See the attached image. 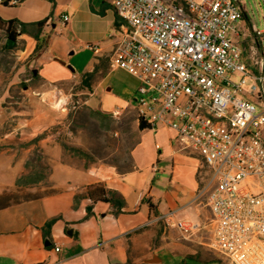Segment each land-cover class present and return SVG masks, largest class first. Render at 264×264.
<instances>
[{
    "label": "crops",
    "instance_id": "crops-1",
    "mask_svg": "<svg viewBox=\"0 0 264 264\" xmlns=\"http://www.w3.org/2000/svg\"><path fill=\"white\" fill-rule=\"evenodd\" d=\"M257 6L260 28L243 3L244 47L252 43L254 30L262 32L259 44L264 46V0H257ZM0 19V32L9 20L31 24L46 19L40 34L42 39L46 36L45 44L39 54H33L37 41L30 33L17 35L20 47L15 53L22 68L28 65L34 74L14 94L28 97L29 109L14 113L0 108L1 127L19 114L14 127L11 123L8 130L0 127V198L11 189L32 185L37 187L31 190L43 191L0 206V264H223L210 246L207 228L183 239L178 228L162 219L175 211L178 222L204 224L207 210L198 193L210 171L203 169L196 150L181 145L174 129L163 124L139 129L140 83L134 76L136 85L118 80L121 68L111 66L116 31L123 22L113 7L106 0L0 2ZM76 86L75 96L84 97L87 117H114L117 108L121 115L137 116L131 168L120 170L104 158H92L90 138L79 126L69 128L73 119H67L66 112L39 106V97H60ZM5 94L0 89V97ZM18 129L25 134L21 147L11 141ZM65 135L73 140L71 147L62 142ZM36 151L49 167L45 177L17 186L18 177L32 169L26 168V162ZM95 186L122 195L121 211L116 213L110 202L91 197L90 188L93 194L100 193ZM51 219L46 235L43 227Z\"/></svg>",
    "mask_w": 264,
    "mask_h": 264
},
{
    "label": "built area",
    "instance_id": "built-area-1",
    "mask_svg": "<svg viewBox=\"0 0 264 264\" xmlns=\"http://www.w3.org/2000/svg\"><path fill=\"white\" fill-rule=\"evenodd\" d=\"M106 1L123 21L111 66L139 81L140 118L174 129L210 171L198 193L207 194L208 221L178 222L175 211L162 219L183 239L209 227L210 246L226 264H264L262 32L243 46L241 0Z\"/></svg>",
    "mask_w": 264,
    "mask_h": 264
},
{
    "label": "rangeland",
    "instance_id": "rangeland-1",
    "mask_svg": "<svg viewBox=\"0 0 264 264\" xmlns=\"http://www.w3.org/2000/svg\"><path fill=\"white\" fill-rule=\"evenodd\" d=\"M246 5V9L249 10L254 22L258 25V28L261 26V20L259 17L257 0H242ZM46 36H44V41ZM7 41L5 31L0 32V89L1 92H6V96L0 97V108H6L11 112L15 111H27L29 109V104L27 103L28 97H24L21 93L20 97H16L14 94L17 91V88H22L31 81L33 77V69L29 68L28 65L22 68V60L18 58L15 51L20 47L18 42L12 49H7L5 43ZM118 80L121 79L124 82H129L131 85H136L137 80L130 76L127 72L120 69V72L117 74ZM138 84V82H137ZM20 92V91H18ZM65 95L60 97H39V106H43L52 111H64L67 113V119H73L69 128L74 130L75 126L82 128L85 135L90 138L92 143L91 147V157H101L104 158L107 162L112 164H117L120 170H126L131 168V158L130 150L132 146L138 139V130L134 128L135 119L137 116H133V113H128L125 115H120L119 117H107L102 116H86V106L83 104L84 97H77L75 93L77 92L76 88L72 90H66ZM45 100V101H44ZM79 101V103H77ZM42 103V105H41ZM41 108V107H40ZM23 112V111H22ZM14 115V116H13ZM11 120H5L2 130H8L18 122L15 117H18L19 114H13ZM21 115H27L25 113ZM25 116H22V118ZM18 134L13 136L12 143L14 146L18 145L21 147V143H26L24 138V133L19 134L20 130L18 129ZM23 137V138H22ZM62 142L71 147L73 142L70 139V136L65 135L62 137ZM205 171L207 167L203 168ZM37 187V186H31ZM11 189L7 192L6 196L0 198V206L11 202L13 200H19L21 198L33 196L40 194L43 190H31V188L26 189ZM203 204L207 210V219L210 217V211L208 210L206 204L207 194L203 195ZM209 242H211V230L207 228ZM215 264H220V261L215 262ZM223 264H226L225 261Z\"/></svg>",
    "mask_w": 264,
    "mask_h": 264
},
{
    "label": "trees",
    "instance_id": "trees-1",
    "mask_svg": "<svg viewBox=\"0 0 264 264\" xmlns=\"http://www.w3.org/2000/svg\"><path fill=\"white\" fill-rule=\"evenodd\" d=\"M46 19L37 21L34 23H19L17 20H9L6 23L5 33L7 37V41L5 43V47L7 49H12L17 44V35L19 33H30L37 41L36 47L34 49V55L39 54L42 50L45 41L40 37V34L42 32V27L45 24ZM0 24H2V21L0 19ZM18 25H20V28H18ZM30 26H33L34 28L30 30ZM13 39L14 44L12 46L8 45V40ZM149 125L145 122L144 119L139 118V129L143 130L145 128H148ZM31 167L32 169L27 174H22L20 177H18L16 181L17 186H26L29 184H34L38 182L40 179L45 177V172L48 170V166L43 163L41 155L36 151V153L32 156V159L28 160L26 162V168ZM94 188H99V195L93 194L92 189L90 188V196L94 199L103 200L110 202L113 206L117 208V212L121 211V208L125 205V199L122 195H120L117 191L112 189H106L102 186H95ZM108 195H105V194ZM54 219L49 220L45 226L43 227L44 234H49V228L51 227V224Z\"/></svg>",
    "mask_w": 264,
    "mask_h": 264
},
{
    "label": "water",
    "instance_id": "water-1",
    "mask_svg": "<svg viewBox=\"0 0 264 264\" xmlns=\"http://www.w3.org/2000/svg\"><path fill=\"white\" fill-rule=\"evenodd\" d=\"M14 44V40L13 39H9L8 40V45L12 46ZM61 63L65 64V61L60 60ZM71 67V65H69ZM47 244L49 243V241L46 242Z\"/></svg>",
    "mask_w": 264,
    "mask_h": 264
},
{
    "label": "bare ground",
    "instance_id": "bare-ground-1",
    "mask_svg": "<svg viewBox=\"0 0 264 264\" xmlns=\"http://www.w3.org/2000/svg\"><path fill=\"white\" fill-rule=\"evenodd\" d=\"M113 116H114V114H113Z\"/></svg>",
    "mask_w": 264,
    "mask_h": 264
}]
</instances>
